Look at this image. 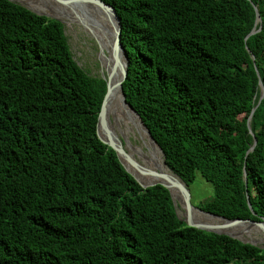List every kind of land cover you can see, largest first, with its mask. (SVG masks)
Returning <instances> with one entry per match:
<instances>
[{
    "label": "trees",
    "instance_id": "1",
    "mask_svg": "<svg viewBox=\"0 0 264 264\" xmlns=\"http://www.w3.org/2000/svg\"><path fill=\"white\" fill-rule=\"evenodd\" d=\"M102 1L120 18L126 101L168 169L212 186L196 207L261 221L264 0ZM105 92L59 20L0 0V264H264L125 170L97 133Z\"/></svg>",
    "mask_w": 264,
    "mask_h": 264
},
{
    "label": "bare ground",
    "instance_id": "2",
    "mask_svg": "<svg viewBox=\"0 0 264 264\" xmlns=\"http://www.w3.org/2000/svg\"><path fill=\"white\" fill-rule=\"evenodd\" d=\"M59 5L61 7L66 6L75 9L78 12L76 17L80 18V16H83L84 20L87 21V26L91 27L94 34L99 35L98 37H100L105 47L103 49L109 54V56H104V53H101L100 60L103 71L109 75L112 82H116L121 76L123 57L121 53H118L117 50L115 51L112 48L110 37L104 31L100 32V30H97L94 26V20L99 21L106 30L112 33L115 27V21L113 17L110 16L111 12L109 11L108 14V12H105L95 4L85 0H66L62 4L59 3ZM60 6L54 8H61ZM102 43H100L101 47ZM106 129L111 139L113 138L120 145L123 143L120 137L125 139L124 145L128 151V157L125 158L126 160L124 163L143 184L156 180L177 183V178L164 164L163 155L157 144L148 138L138 116L129 106L122 102L121 94L118 89L113 92L111 97V104L106 119ZM130 152L139 156L141 158V163H139ZM159 174L161 177L156 176ZM175 185L177 188L171 189L175 202H178L186 212L190 213L194 221L197 220L204 224L216 226L222 224L219 219L204 214L197 209L186 208V205L183 203V194L179 186L177 184ZM244 227L246 226L243 224L233 226L222 224L220 226L221 230L231 233H236L237 230L244 229Z\"/></svg>",
    "mask_w": 264,
    "mask_h": 264
},
{
    "label": "water",
    "instance_id": "3",
    "mask_svg": "<svg viewBox=\"0 0 264 264\" xmlns=\"http://www.w3.org/2000/svg\"><path fill=\"white\" fill-rule=\"evenodd\" d=\"M10 1L16 2V3L20 4V5H22L20 3V1H18V0H10ZM64 1H66V0L56 1V2H59V3L62 4V2L64 3ZM85 1H88V2H91V3L95 4L97 7L101 8L105 12H108V14H109V11L111 12V15L110 16L113 17V19L115 21V27H114V30H113L112 33L109 32L108 30H106L103 27V24H101L99 21L94 20V26L96 27L97 30H100V32L104 31L110 37V42H111L112 48L115 51L117 50L118 53H121V55L123 57L122 69H121V76H120V78L116 82H112L110 80L109 75L107 73H106V76H104V75L102 76V78L106 81V92H105V95H104V98H103V101H102V104H101V108H100L99 115H98V121H97V133H98V136L100 137V139L104 143H106L107 145H109L111 148L114 149V151L116 152V155H117L119 161L121 162V164L123 165V167L125 168V170L129 174H131L143 187L153 186V185H156V184H161L165 188H167V190L170 193L171 199L173 201V205L175 207V210H176V204H175L176 202H175L174 197H173V195L171 193V189L172 188H177V186L175 185V184H177L179 186L182 194H183V196H182L183 197V203L186 205V208H188V209L194 208V209H197V210H199L200 212H202L204 214H207L209 216H212L214 218H217V219H219L221 221V223L223 225L224 224H227L229 226H233V225H241V224H243L245 226H257L262 231H264V218L261 221H253V220H250V219H241V218L227 219V218H225L223 216L215 215L213 213L206 212V211L202 210L201 208H198L196 206H193L191 204V202H190V192H189L188 187L181 180V178L178 175H176L175 173H173L170 169L169 170L177 178V180H178L177 183H174V182H166V181H161V180H159V181L156 180L154 182H150V183H146V184L141 183V181L138 180V178L133 174V172L125 165V163H124V161H125L124 160L125 153H124V150L122 149L121 145L119 143H117L113 138L112 139H111V137H106L105 138V137H103L101 135V133L104 134L103 132L106 130V119H107V113L109 111L110 104H111L112 94H113V92H115L118 89L120 91V94H121V100H122V102L124 104H126L127 106H129V108L138 116V118H139V120H140L143 128L145 129V132H146L148 138L152 142L156 143L155 140L153 139V137L151 136L149 129L146 127V125L140 119L138 113L132 108V106L129 103H127L126 98H125V94L123 92L122 82L125 80L126 75H127L128 57H127V54H126L123 46L120 43V30H121L120 18L116 14L115 9L110 4H108V3H106V2H104L102 0H85ZM22 6H24V5H22ZM24 7H26V6H24ZM26 8H28V7H26ZM28 9L31 10V11H33V12H35L38 15H44V16H47V17L55 18V19L59 20L62 23V21L59 18L55 17V16H48L47 14L36 12V11L30 9V8H28ZM255 10H256V7H255ZM84 15H87V14H84ZM259 20H260V16L257 13V15H256V21H259ZM255 31L256 30L253 28V30L250 32V34L251 33H254ZM95 39L97 40V38H95ZM97 42H98V45H99V48H100V53H104L103 52V48L101 47L100 42L98 40H97ZM259 85H260V99H261L262 96H263V94H264V88H263L261 82H259ZM254 109L255 108H253V110ZM250 117H251V115H250ZM250 117L248 119V127H249V130H250V123H249ZM122 139H123L124 144H125V139L124 138H122ZM255 143H256V138L254 137L253 138V144L250 147V149L247 151V153L253 149ZM157 146H158V148L160 149V151H161V153L163 155L162 149L160 148V146L158 144H157ZM163 162L165 164L164 156H163ZM156 176H160L161 177L160 174L159 175H156ZM248 205H249V202H248ZM176 214H177V211H176ZM188 214L189 215L186 217V219H183V221L186 222L187 225L192 226V227H196L198 229H202V230H205V231H208V232H214V233H218V234H226V235H228L230 237L236 238V239H238V240L246 243V241L238 238L234 233L221 230L220 226L222 224L217 225V226L216 225H211V224H204L201 221H199V222L197 220L194 221L191 218L190 213H188ZM247 243H251L253 245H256L255 243H252V242H247ZM259 247L264 249V247H261V246H259Z\"/></svg>",
    "mask_w": 264,
    "mask_h": 264
},
{
    "label": "rangeland",
    "instance_id": "4",
    "mask_svg": "<svg viewBox=\"0 0 264 264\" xmlns=\"http://www.w3.org/2000/svg\"><path fill=\"white\" fill-rule=\"evenodd\" d=\"M20 3L36 12L47 14L48 16H55L62 21L64 33L67 37L69 48L72 56L77 64L85 69L91 76L102 77L106 76L105 71L101 64V53L97 38L102 43L99 35L94 34L91 27L87 26L83 16L77 18L78 12L73 8L66 6L61 7L59 2L62 0H18ZM63 3V2H62ZM60 6L61 8H54ZM59 13V14H56ZM102 48H105L102 43ZM104 56H109L108 52L103 49ZM122 140V149L124 150V160L128 157V151L125 148L124 141ZM133 141V140H132ZM130 154L141 163V158L132 152ZM190 192V202L193 206H197L199 202L209 198L213 189L212 186L206 182L203 177L197 173L196 179L188 187ZM176 204V211L178 217L183 220L189 215L178 202ZM183 213V214H182ZM191 216V215H190ZM192 218V216H191ZM238 238L255 243L258 246L264 247V231L257 226H246L244 229L237 230L234 233ZM234 264V263H228Z\"/></svg>",
    "mask_w": 264,
    "mask_h": 264
}]
</instances>
